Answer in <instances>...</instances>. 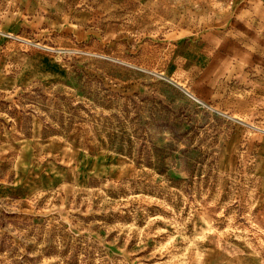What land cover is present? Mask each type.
<instances>
[{
    "label": "rangeland",
    "instance_id": "rangeland-1",
    "mask_svg": "<svg viewBox=\"0 0 264 264\" xmlns=\"http://www.w3.org/2000/svg\"><path fill=\"white\" fill-rule=\"evenodd\" d=\"M28 1L31 17L57 14V0ZM154 14L121 11L114 54L82 63L98 68L76 76L83 90L43 92L62 138L41 157L65 183L28 196L0 189V264H264L251 140L219 116L200 66L187 85L171 77L169 51L161 60L154 51L167 30ZM175 68L185 74L182 60ZM16 162L24 167L25 156L3 163Z\"/></svg>",
    "mask_w": 264,
    "mask_h": 264
},
{
    "label": "crops",
    "instance_id": "crops-1",
    "mask_svg": "<svg viewBox=\"0 0 264 264\" xmlns=\"http://www.w3.org/2000/svg\"><path fill=\"white\" fill-rule=\"evenodd\" d=\"M22 1L4 5L0 0L2 191L28 196L65 183L58 182L62 171L41 157L49 154L51 138H62L51 132L42 94L83 90L76 76L83 69L98 74V68L82 63L111 58L121 11L134 6L153 11L155 25L167 28L154 35V51L160 60L163 50L169 51L172 78L187 85L193 76L188 69L201 67L203 90L219 92V116L233 122L240 139L251 140L248 153L255 156L253 168L264 182V0H57V14L47 9L41 18L28 13V0L19 13ZM35 31L41 39L32 37ZM178 60L186 66L180 76ZM71 76L74 85L68 86ZM241 153H247L245 146ZM12 156H25L24 167L18 162L4 166Z\"/></svg>",
    "mask_w": 264,
    "mask_h": 264
}]
</instances>
